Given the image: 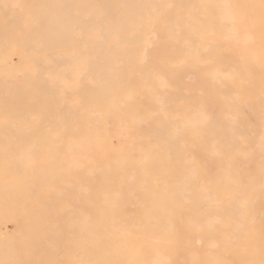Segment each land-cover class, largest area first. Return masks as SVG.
I'll return each instance as SVG.
<instances>
[{"label": "rangeland", "instance_id": "1", "mask_svg": "<svg viewBox=\"0 0 264 264\" xmlns=\"http://www.w3.org/2000/svg\"><path fill=\"white\" fill-rule=\"evenodd\" d=\"M0 264H264V0H0Z\"/></svg>", "mask_w": 264, "mask_h": 264}]
</instances>
